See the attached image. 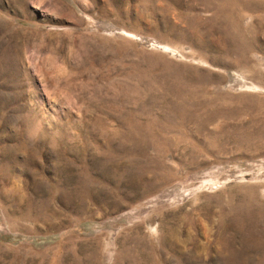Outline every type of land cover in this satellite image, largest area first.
<instances>
[{"label": "rangeland", "instance_id": "1", "mask_svg": "<svg viewBox=\"0 0 264 264\" xmlns=\"http://www.w3.org/2000/svg\"><path fill=\"white\" fill-rule=\"evenodd\" d=\"M0 264H264V0H0Z\"/></svg>", "mask_w": 264, "mask_h": 264}, {"label": "bare ground", "instance_id": "2", "mask_svg": "<svg viewBox=\"0 0 264 264\" xmlns=\"http://www.w3.org/2000/svg\"><path fill=\"white\" fill-rule=\"evenodd\" d=\"M250 2V1H249ZM227 5V4H226ZM251 5V4H250ZM224 15V14H223Z\"/></svg>", "mask_w": 264, "mask_h": 264}]
</instances>
